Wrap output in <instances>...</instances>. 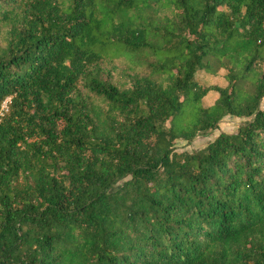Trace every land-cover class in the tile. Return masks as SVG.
<instances>
[{
  "label": "trees",
  "instance_id": "trees-1",
  "mask_svg": "<svg viewBox=\"0 0 264 264\" xmlns=\"http://www.w3.org/2000/svg\"><path fill=\"white\" fill-rule=\"evenodd\" d=\"M263 98L264 0H0V264H264Z\"/></svg>",
  "mask_w": 264,
  "mask_h": 264
},
{
  "label": "rangeland",
  "instance_id": "rangeland-1",
  "mask_svg": "<svg viewBox=\"0 0 264 264\" xmlns=\"http://www.w3.org/2000/svg\"><path fill=\"white\" fill-rule=\"evenodd\" d=\"M226 71L224 69H221L217 72L216 75H209L203 71H199L196 73V81L200 85H209V86H217V87H225L226 86V81H225V76ZM119 75V74H113ZM217 98V94L214 92L208 93L203 99H202V106L203 107H208L214 103V101ZM261 109H264V98L261 101L260 105ZM248 119H240L236 117H231L227 116L225 117L220 124L218 125V129L212 132H208L205 135H199L197 136L191 143H186L183 141H177L176 142V150L178 152H196L202 148H204L207 144L211 143L214 141V139L220 134V133H225V134H231L235 133L238 129L239 126L243 125L245 121Z\"/></svg>",
  "mask_w": 264,
  "mask_h": 264
},
{
  "label": "built area",
  "instance_id": "built-area-1",
  "mask_svg": "<svg viewBox=\"0 0 264 264\" xmlns=\"http://www.w3.org/2000/svg\"><path fill=\"white\" fill-rule=\"evenodd\" d=\"M4 108V107H3Z\"/></svg>",
  "mask_w": 264,
  "mask_h": 264
}]
</instances>
